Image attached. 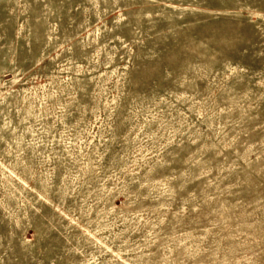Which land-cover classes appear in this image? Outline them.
<instances>
[{"label": "rangeland", "instance_id": "rangeland-1", "mask_svg": "<svg viewBox=\"0 0 264 264\" xmlns=\"http://www.w3.org/2000/svg\"><path fill=\"white\" fill-rule=\"evenodd\" d=\"M0 264H264V0H0Z\"/></svg>", "mask_w": 264, "mask_h": 264}]
</instances>
